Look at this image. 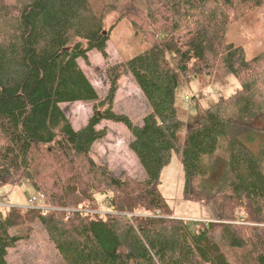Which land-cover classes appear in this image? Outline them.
<instances>
[{"label": "trees", "instance_id": "1", "mask_svg": "<svg viewBox=\"0 0 264 264\" xmlns=\"http://www.w3.org/2000/svg\"><path fill=\"white\" fill-rule=\"evenodd\" d=\"M145 4V12L134 7L125 17L145 35L146 49L106 70L105 98L73 131L60 104L99 100L78 61L89 65L91 51L107 58L103 14L86 0H0V187L26 181L48 205L0 210V264H8L25 224L36 222L65 264H264V130L253 125L264 118V51L247 60L242 47L226 42L230 25L264 0ZM214 70L234 76L241 88L204 110L181 142L186 123L176 108L177 74L189 80ZM125 73L151 109L138 125L113 108ZM103 121L129 131L145 180L115 177L90 156L107 136L97 129ZM173 155L183 200L212 205L217 220L172 217L159 179ZM205 158L223 165L214 186L206 182ZM97 194L106 196L111 215L96 213Z\"/></svg>", "mask_w": 264, "mask_h": 264}, {"label": "rangeland", "instance_id": "2", "mask_svg": "<svg viewBox=\"0 0 264 264\" xmlns=\"http://www.w3.org/2000/svg\"><path fill=\"white\" fill-rule=\"evenodd\" d=\"M93 12L100 16L103 14L104 30L109 32L107 44V58L103 59L98 51L88 53L89 65L82 60L78 61L85 77L88 78L99 100L96 102H80L60 104L74 130L83 128L93 113V106L102 101L109 88L106 70L116 64L124 63L136 55L142 53L147 47L145 35L133 31L125 14H130L132 9L146 11L145 0H86ZM123 17V18H122ZM239 22L230 25L226 33V42L236 47H242L245 58L250 60L264 51V4L243 17ZM164 32L158 35L161 39ZM179 86L176 90V108L178 117L185 121L186 127L179 133L182 142L186 128L195 124L203 111L213 106L221 99H228L240 90L239 81L232 75H226L219 70L212 75H200L186 80L177 74ZM117 94L113 101V108L118 113L129 115L134 124H140L142 119L151 112L150 106L145 101L142 92L129 75L125 73L118 82ZM188 98L187 100H185ZM253 125L264 130V118H258ZM97 129H106L107 136L95 142L91 150L93 160L110 170L115 177H131L137 181L145 180V172L137 159L129 149L130 133L120 123L103 121ZM255 154L258 149L251 148ZM215 158V157H214ZM204 162L209 166L210 175L206 182L214 186L220 180L223 173V165L215 159L205 158ZM183 174L180 161L173 155L171 162L163 169L159 181V192L173 211V218L184 221L217 220V214L212 205L200 206L197 203L183 200ZM30 184L26 181L16 186L0 187V207L5 212L9 207L28 209L27 198L34 194ZM43 195V192H39ZM96 209L101 215L113 213L108 209L107 198L103 195H94ZM48 209L46 198L39 206ZM50 209V207H49ZM53 208H51L52 210ZM21 242L7 253L8 264H65L53 244L49 242L43 229L36 223L25 224L23 227ZM11 235H16L11 230Z\"/></svg>", "mask_w": 264, "mask_h": 264}, {"label": "built area", "instance_id": "3", "mask_svg": "<svg viewBox=\"0 0 264 264\" xmlns=\"http://www.w3.org/2000/svg\"><path fill=\"white\" fill-rule=\"evenodd\" d=\"M188 98H186L185 100H187ZM43 195L41 193H34L32 195H30L28 198H27V206L26 208H29V209H36V210H40V211H45L47 210L45 207H43L42 205H40V202L43 200ZM0 207H3V205L0 204ZM157 216H159V213H156ZM128 216V215H127ZM130 217V216H128ZM200 221V220H199ZM198 221V222H199ZM193 222V221H191ZM202 222H205V223H208L210 221H202Z\"/></svg>", "mask_w": 264, "mask_h": 264}, {"label": "bare ground", "instance_id": "4", "mask_svg": "<svg viewBox=\"0 0 264 264\" xmlns=\"http://www.w3.org/2000/svg\"><path fill=\"white\" fill-rule=\"evenodd\" d=\"M263 227H264V225H263Z\"/></svg>", "mask_w": 264, "mask_h": 264}]
</instances>
